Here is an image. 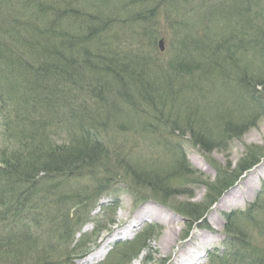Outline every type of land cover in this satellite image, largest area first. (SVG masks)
Returning a JSON list of instances; mask_svg holds the SVG:
<instances>
[{
  "label": "trees",
  "instance_id": "16d2710c",
  "mask_svg": "<svg viewBox=\"0 0 264 264\" xmlns=\"http://www.w3.org/2000/svg\"><path fill=\"white\" fill-rule=\"evenodd\" d=\"M179 1L191 4L189 0ZM151 2L0 0V110L7 140L0 153L1 263L55 264L51 260L53 241L60 240L58 247L68 238L74 239L77 223L70 218L69 209L59 214L60 205L66 206L68 196L64 193L58 196L56 192L65 188L69 180L83 178L86 169L94 168L106 174L99 181V193L110 187L112 174L117 171L119 163L111 157L112 152L103 141L104 135L100 131L103 123L91 114L86 101L79 104L77 90L87 89L101 99H104L105 93H111L110 88L98 82L86 81H99L96 76L99 71L111 78V85H121L116 95L131 93V85L146 100L157 104L158 96L152 89L151 77L146 75V68L155 63L150 58H143L144 67L138 70L136 61L122 60L120 56L109 53L106 43L110 38L108 31L114 24L125 17L131 19L136 7ZM192 4L191 16L187 11L188 20L201 17L202 22L211 23L218 17L231 14L237 18L236 26H231L230 30H219L205 40L193 30L192 23L178 24L181 32L176 34L175 41L173 38L175 54L169 62L170 68L187 74L198 73L203 78L207 74L218 73L225 76L228 82L234 80L235 70L242 67L241 55H254L261 64L256 79H252L256 74L249 72L247 65H243L244 73L238 76L240 78L236 76L235 79L245 99L255 102L256 106L252 107L246 101L249 109L256 108L257 111L250 121H243L254 124L264 114V0H193ZM117 14L121 17L118 18ZM153 16L154 10L142 11L136 19L147 22ZM150 40L149 46L156 48V38L155 41ZM99 42L102 44L99 45ZM81 48L85 52L91 50L92 58H79L77 53ZM228 84L226 88L232 92V83ZM235 91H239L238 88ZM190 106L187 108L193 107ZM195 112L189 114L191 117L187 118L184 126L189 127L196 144L213 151L211 138L201 132L203 126L199 123L205 124V121H200L199 113ZM175 119V131H183L184 127L178 125L181 119L177 116ZM248 124L237 126L229 122L224 129L225 135L230 138L242 136ZM176 155L181 171H188L189 160L183 150L177 151ZM263 158L264 146L249 148L235 171L221 172L215 182L210 183L211 191L205 203L184 201L175 209L187 217L190 228L193 227L204 220L208 209L227 188L235 185ZM125 168L135 170L130 165ZM160 176H151V182H140L156 189L158 196L165 199L162 202L166 203L171 194L182 191L172 192L166 181H170V176L168 179L162 174ZM82 194L77 191L72 198H82ZM90 202L94 200L90 199ZM111 211L109 225L115 222ZM228 216L232 218L233 214ZM40 230H44L46 239H38ZM146 235L147 232H143L137 242L129 246L132 247L130 254L137 256L148 247ZM86 237L82 234L80 241L84 242ZM76 245L79 247V242ZM73 250L76 251L75 248ZM73 250L67 251L64 261L69 259ZM126 256L129 255L125 250L122 258ZM235 256H240V253H234L225 262L234 264L243 259L233 258ZM262 261L256 260V264H263Z\"/></svg>",
  "mask_w": 264,
  "mask_h": 264
},
{
  "label": "rangeland",
  "instance_id": "374dc122",
  "mask_svg": "<svg viewBox=\"0 0 264 264\" xmlns=\"http://www.w3.org/2000/svg\"><path fill=\"white\" fill-rule=\"evenodd\" d=\"M189 2L191 4L179 0H152L150 4L136 7L131 19L125 17L108 31L110 38L106 43L109 53L120 56L122 60L128 58L136 61L138 70L144 67L143 58H150L155 63L146 68V75L151 77L149 79L154 86L152 89L158 96L156 105L142 97L130 84L131 93L126 92V96L116 95L115 92L121 85L117 87L111 85V78L99 71L96 74L99 81L95 79L86 81L98 82L110 88L111 93H105L104 99H101L98 95V97L93 96L91 92L86 91L87 89L77 90L79 104L86 101L91 114L103 123L100 129L104 135L103 141L112 152L111 157L119 164L115 165L117 171L113 172V177L111 176L110 187L101 193L98 190L99 181L101 177H106V174L96 168L86 169L83 178L69 180L65 188L56 192L58 196L61 193L68 196L66 206L60 205L59 214L62 215V210L69 209L70 218H73L74 222L77 220V223L74 239L66 238L67 241L58 247L56 246L60 240L53 241L54 252H51V260L55 261V264H171L179 247H185L190 241L198 243V239L194 236L197 231L202 230L214 234L222 233L220 241L208 246V255L202 264H231L225 261L234 253H240V256L233 258H243L234 264H256L258 263L256 260H263L264 264V179L254 200L248 199L245 204L218 210L221 229H215L208 219L216 203L240 184L257 168V165L263 163L264 158L245 172L235 185L227 188L218 201L208 209L205 221H200L190 228L188 218L175 209L184 201L205 203L211 191L210 183L215 182L219 173H224L226 170L235 171L240 161L246 157L249 148L256 145L264 146V114L257 121L255 120L254 124L243 122L247 119L250 121L257 109H249L246 101L252 104V107L256 106L255 102L245 99L235 81L236 76L244 73L243 65L249 67V72H255L256 75L252 79H256L261 66L259 59L254 55H241L242 67L235 70L234 80L228 81L232 83L230 87L234 88L232 92L226 88L229 87L227 78L218 73H210L203 78L199 77L198 73L187 74L170 68L169 62L175 54L173 38L175 41L176 34L181 32L178 24L186 21L192 23L193 30L198 31L199 36L208 40L210 35L222 29L230 30L231 26L235 27L237 23V18L232 17L231 14L223 18L218 17L211 23L202 22L201 17H191L188 20V16H191L193 0ZM152 10H154L153 18L148 19L147 22L137 21L138 13ZM187 11L190 12L188 16ZM117 17L121 15L117 14ZM68 25L70 26V23ZM70 28L73 29L71 26ZM154 38H156V48L149 46L150 39L154 40ZM159 39H164L166 42L164 52L159 49ZM77 54L79 58L83 57L82 60L93 56L91 50L85 52L83 48ZM88 70L92 71L91 68ZM85 86L88 88L87 85ZM236 88L241 93L235 91ZM257 88L262 89V87ZM188 105L194 108L190 106L191 108L188 109ZM194 109L199 113L200 121H205V124L199 123L203 126L201 132L211 138L213 151L196 144L195 138L191 137V132L188 131L189 127L184 126L188 121L187 118L191 117L189 114L195 112ZM176 116L181 119L178 125L184 127L183 131H175ZM2 120L3 114L0 110V153L5 147L4 144H7ZM229 122L237 126L247 123L248 127L242 136L230 138L224 132ZM67 124L69 126V123ZM68 138L69 134L65 136L66 140ZM182 150L189 160L186 172L181 171L177 164L176 153ZM126 165H130L135 170L126 169ZM159 174L166 178L170 176V181H166L172 192L179 190L178 192L183 193H173L166 199L167 202L163 203L165 199L163 196L161 198V195L158 196L159 192L156 189L140 182H151L152 177L160 176ZM77 191L83 193L82 198H72ZM90 199L94 202H90ZM152 207L163 212V217L160 218V214L153 212L150 213L151 216L136 222V217L145 208ZM110 210L115 222L109 225L112 218L109 216ZM165 213L172 217L171 222L168 221ZM229 213L233 214L232 218L228 216ZM175 225L181 227L175 236L177 244H172L170 249H164L160 240ZM229 225L231 227L228 230ZM124 228L129 229V233L122 239L115 240L107 254L89 260L97 246L101 244L104 246L113 238L109 239L111 231H120ZM145 231L148 247L139 256L130 254L129 250L132 247L129 246L136 243ZM39 233H41L38 235L39 240L46 239L44 230H40ZM82 234L87 235L84 242L80 241ZM77 242L79 247L76 245ZM45 244H42V247ZM68 244H70L69 248ZM74 248L76 251L73 250ZM69 250H73L71 256L64 261L63 257ZM125 250L130 257L122 258Z\"/></svg>",
  "mask_w": 264,
  "mask_h": 264
},
{
  "label": "bare ground",
  "instance_id": "6f19581e",
  "mask_svg": "<svg viewBox=\"0 0 264 264\" xmlns=\"http://www.w3.org/2000/svg\"><path fill=\"white\" fill-rule=\"evenodd\" d=\"M262 179H264V162L257 165V168L247 175L245 179L240 182V184H237L232 191L227 192L226 195H224L220 201L216 203L212 212L208 216L209 221L213 223L215 229H221L222 227L218 210L227 209L238 204H245L248 199L254 200L258 190L261 189ZM153 212L160 214V218L163 217V212L156 209L154 210L153 207L151 209L145 208L142 213L136 217V222L145 219L147 216H151L150 213ZM165 215L167 216L168 221L171 222L172 217H169L168 213H165ZM180 230L181 227L175 225L174 228L164 234V237L160 240L164 249H170L172 244H177L175 236ZM127 233H129V229L127 228L117 231L113 234V236H111L113 238L105 243L102 247L103 249L99 253L92 255L89 260H95L96 258L107 254L111 249V244L115 242V240L122 239ZM194 238L198 239V243H196V241H190L185 247H179V250L175 255L176 257L171 264H202L208 255V246L212 243L220 241L222 233L218 232L217 234H214L209 233V231L202 230L197 231Z\"/></svg>",
  "mask_w": 264,
  "mask_h": 264
},
{
  "label": "water",
  "instance_id": "95a60500",
  "mask_svg": "<svg viewBox=\"0 0 264 264\" xmlns=\"http://www.w3.org/2000/svg\"><path fill=\"white\" fill-rule=\"evenodd\" d=\"M159 43H160V49H161V51H165V48H166V42H164V40L161 39V40L159 41Z\"/></svg>",
  "mask_w": 264,
  "mask_h": 264
}]
</instances>
